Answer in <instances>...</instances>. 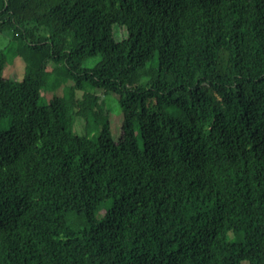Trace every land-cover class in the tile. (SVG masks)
Listing matches in <instances>:
<instances>
[{"label":"trees","instance_id":"trees-1","mask_svg":"<svg viewBox=\"0 0 264 264\" xmlns=\"http://www.w3.org/2000/svg\"><path fill=\"white\" fill-rule=\"evenodd\" d=\"M1 36L0 264H264V0H0Z\"/></svg>","mask_w":264,"mask_h":264},{"label":"rangeland","instance_id":"rangeland-1","mask_svg":"<svg viewBox=\"0 0 264 264\" xmlns=\"http://www.w3.org/2000/svg\"><path fill=\"white\" fill-rule=\"evenodd\" d=\"M4 40H5V37H2L0 39V44ZM89 64L91 66H93L92 63H89ZM17 71L18 70L16 68H13L12 74L13 75L17 74ZM57 72H59V71L57 70ZM104 100H105L106 105L108 106V109L110 111L112 136H113V138L115 140H118L120 138L121 134H122V123H123V119L122 118L123 117H122L121 107H120V105H119V103L117 101V98L114 95H112V94L105 95ZM207 100H209V97H208V99L204 98V101L207 102ZM148 105H149V110L151 112L155 111L156 108H157L156 103L153 100L150 101ZM75 128H76V131L80 132L82 130L81 129L82 128V123L77 120L76 124H75ZM138 131H139V137L141 139L142 135L149 131V127L145 126V125H139L138 126Z\"/></svg>","mask_w":264,"mask_h":264}]
</instances>
